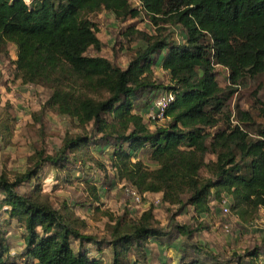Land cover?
<instances>
[{
  "label": "trees",
  "instance_id": "1",
  "mask_svg": "<svg viewBox=\"0 0 264 264\" xmlns=\"http://www.w3.org/2000/svg\"><path fill=\"white\" fill-rule=\"evenodd\" d=\"M138 2L0 0V55L9 57L8 46H14L13 78L48 87L42 109L66 116L79 130L66 132L53 154L36 152L33 168L13 179L0 175V218L4 213L7 223L16 219L24 227L23 249L13 254L0 223V264H144L149 241L175 238L157 224L152 206L136 221L114 218L109 238L84 233L49 202L18 191L23 182L38 179L45 165L69 177L72 170H93L87 164L93 161L103 173L86 181L95 201L104 180L133 188L142 200L152 194L180 211L190 205L197 218L210 212V199L222 202L225 196L242 223H252L264 208V128L252 134L247 130L256 124L252 113L235 106L233 119L227 108L239 85L264 73V0ZM102 11L122 24L144 13L156 26L154 33L125 26L127 43L138 44L125 68L100 54L104 43L91 16ZM163 24L180 25L182 40L166 38ZM89 49L95 54H87ZM158 62L169 72L168 85L155 78ZM218 67L228 72L224 87ZM165 91L175 98L165 123L150 130L144 115ZM255 103L264 118V102ZM7 128L1 121L0 131ZM141 151H147L145 158L138 157ZM176 228L185 241L197 230ZM189 245L194 254L182 256L183 264H207L198 255L211 253ZM90 246L98 253L109 249V260L93 255ZM234 264L264 263L255 247Z\"/></svg>",
  "mask_w": 264,
  "mask_h": 264
},
{
  "label": "rangeland",
  "instance_id": "2",
  "mask_svg": "<svg viewBox=\"0 0 264 264\" xmlns=\"http://www.w3.org/2000/svg\"><path fill=\"white\" fill-rule=\"evenodd\" d=\"M26 1L30 2V0ZM130 1L133 6H139L137 0ZM91 18L98 24V36L104 43L100 54L113 60L120 68L126 67L134 56V49L138 46L137 43H127L121 33L125 26L133 24L135 28L149 33L157 31L156 26L144 13L123 24L118 23L114 15L107 11L94 13ZM163 27L166 38L175 42L182 40L184 31L180 25L163 24ZM8 48L9 57L0 55V122L8 124L7 133L0 131V175L4 174L13 179L17 174L34 167L37 161L36 152L53 154L59 149L66 132L77 133L79 130L66 116L42 109L51 92L48 87L25 85L13 78L11 61L15 55V48L13 45H9ZM87 54H95V51L89 49ZM217 70L220 86L228 85L227 70L222 67H218ZM154 74L158 82L169 84V72L161 67L160 62L154 67ZM256 98L264 102V73L247 79L239 85L227 105L233 119L235 106L252 113L256 124L247 129L252 134L264 128V118L259 116L256 109ZM140 102L138 100L136 104ZM6 116L8 121L4 119ZM144 120L149 129L153 130L156 126L163 125L166 119L150 122L144 115ZM146 153L147 151H141L138 157L145 158ZM210 158L212 156L208 155L207 159ZM101 160L107 162L105 157ZM146 163L154 166L151 162L146 161ZM87 164L93 170L85 168V173L72 170L69 177H66L64 170H54L49 165H45L39 170L38 179L31 178L23 182L18 187V191L49 202L74 226L81 228L84 233L93 234L98 239L110 237L115 226L114 218L123 217L128 222L136 221L144 210L152 206L157 224L171 232L175 238L169 241L165 239L162 242L149 241L144 264H183L182 256L188 254L192 257L194 254L190 243H198L211 253L208 255L203 252L198 255L207 264L215 262L234 264L236 256H244L246 251L255 247L261 252V261L264 263V208L259 209L254 227L252 226L254 222L242 223L230 209L224 212V207H229L230 202V198L225 196V204L223 201L210 199V212L197 218L190 205L180 211L178 206L157 203L160 197L152 194H147L140 203H136L126 194V185L123 183L108 185L104 180L97 184L100 197L95 201L86 188V181L91 179L90 174H94L99 179L103 173L94 166L93 161ZM202 176L206 177L207 173L202 171ZM94 206L97 209H94ZM5 219L3 213L0 223L2 222L1 227L5 231L10 252L19 254L23 249L24 227L16 219H11L10 223ZM176 225L179 227L185 225L197 230L188 241H185V237L177 232ZM89 249L93 255L100 256L104 260L110 258L111 252L107 248H103L101 253H98L95 247L90 246ZM129 257L133 260V252L129 253ZM19 259L17 258V261ZM18 262L20 264V260Z\"/></svg>",
  "mask_w": 264,
  "mask_h": 264
},
{
  "label": "built area",
  "instance_id": "3",
  "mask_svg": "<svg viewBox=\"0 0 264 264\" xmlns=\"http://www.w3.org/2000/svg\"><path fill=\"white\" fill-rule=\"evenodd\" d=\"M138 1V0H137ZM139 3V2H138ZM175 95L171 91H165L161 96L155 99L152 104L148 107V110L145 113L147 119L151 121H163L165 120V111L170 105V103L174 100ZM126 194L132 198V200L136 203H140L142 201L139 194L131 187H127L125 189ZM159 199H157V203H159ZM226 199H223V204H225ZM229 207H224V212H228ZM254 227H256L257 218L253 221Z\"/></svg>",
  "mask_w": 264,
  "mask_h": 264
},
{
  "label": "crops",
  "instance_id": "4",
  "mask_svg": "<svg viewBox=\"0 0 264 264\" xmlns=\"http://www.w3.org/2000/svg\"><path fill=\"white\" fill-rule=\"evenodd\" d=\"M34 264H36V263H34Z\"/></svg>",
  "mask_w": 264,
  "mask_h": 264
}]
</instances>
